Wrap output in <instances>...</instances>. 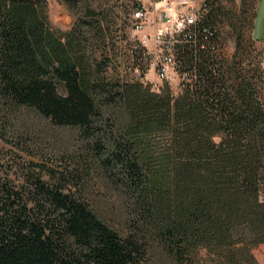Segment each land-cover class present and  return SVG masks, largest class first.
<instances>
[{
  "label": "trees",
  "instance_id": "obj_1",
  "mask_svg": "<svg viewBox=\"0 0 264 264\" xmlns=\"http://www.w3.org/2000/svg\"><path fill=\"white\" fill-rule=\"evenodd\" d=\"M258 1L245 24L252 34ZM46 3L0 0V264H150L157 251L169 264H258L253 251L264 246L258 40L233 14L207 6L172 46L176 93L167 82L154 93L143 82L150 58L137 40L121 54L140 76H103L116 50L108 45L110 15L86 7L84 22L62 33L50 28ZM224 26L234 39L231 55L220 40ZM91 37L104 61L88 56ZM23 111L76 129L85 158L72 168L22 160L26 133L15 126ZM94 170L118 178L131 195L134 220L124 235L89 203L86 180Z\"/></svg>",
  "mask_w": 264,
  "mask_h": 264
},
{
  "label": "rangeland",
  "instance_id": "obj_2",
  "mask_svg": "<svg viewBox=\"0 0 264 264\" xmlns=\"http://www.w3.org/2000/svg\"><path fill=\"white\" fill-rule=\"evenodd\" d=\"M142 1L147 4L145 0ZM175 2H187L199 15L207 9L209 5L219 7L225 14H233L240 26L245 27L249 22L254 8L258 0H173ZM46 14L50 28L53 31L68 33L75 26L84 22L85 9L90 7L95 10L98 16L110 15L112 18V31L109 39L112 41L108 45H114L116 50L111 57L110 62H106V70L103 76L108 79H118L120 81H131L133 78V68L130 61L121 53L127 51V43L131 44L137 40L132 30L131 15L134 10V2L132 0H81V4L77 7L67 5L64 0H46ZM249 7V8H248ZM246 10H249L246 12ZM150 18H154V12L149 9ZM247 22H243L246 18ZM100 14V15H99ZM103 14V15H102ZM250 15V16H249ZM105 25V21L102 22ZM154 26H147L145 32L151 33ZM246 36H254V47L263 60L264 69V0L258 1L256 16L254 19L253 34L249 27H245ZM220 29V28H219ZM252 34V35H251ZM220 40L224 44V51L227 55H231L234 50V39L230 30L224 26L220 29ZM95 38H90V49L88 56L92 61H104L105 58L94 42ZM107 45V46H108ZM108 46V47H109ZM151 49V48H150ZM127 54V52H125ZM108 56V55H107ZM111 56V55H109ZM117 67V68H116ZM147 69L144 83L151 87V91L159 93L163 84L156 81L153 69ZM179 81L169 84L173 93L178 89ZM16 132L26 133V149L25 154L21 153L22 160L31 159L33 161L49 162L58 167H70L85 158L86 146L78 131L70 127H58L50 121L44 119L34 111H23L16 115ZM11 134V133H10ZM9 134V135H10ZM84 166V163H82ZM87 168H84V170ZM103 173H95L92 171L86 181H90L88 186V200L95 214L115 230L120 235H124L129 229L130 222H133V200L129 192L119 183L118 178L112 176H104ZM109 175V174H107ZM260 200L264 202V187L260 194ZM253 255L258 264H264V246H259L253 251ZM150 264H169L163 255L157 251L155 260Z\"/></svg>",
  "mask_w": 264,
  "mask_h": 264
},
{
  "label": "built area",
  "instance_id": "obj_3",
  "mask_svg": "<svg viewBox=\"0 0 264 264\" xmlns=\"http://www.w3.org/2000/svg\"><path fill=\"white\" fill-rule=\"evenodd\" d=\"M137 1L139 6L131 15L132 30L139 35L137 42L146 50L150 58V68L153 69L158 83L169 84L180 78L175 72V60L172 46L176 39L189 26H193L198 13L187 5V2H175L173 0H145ZM149 9L154 12V18H150ZM147 26H154L151 33H146ZM151 48V49H150ZM134 75L140 76L135 70Z\"/></svg>",
  "mask_w": 264,
  "mask_h": 264
}]
</instances>
